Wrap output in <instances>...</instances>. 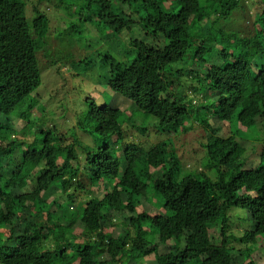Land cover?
<instances>
[{
    "label": "trees",
    "instance_id": "16d2710c",
    "mask_svg": "<svg viewBox=\"0 0 264 264\" xmlns=\"http://www.w3.org/2000/svg\"><path fill=\"white\" fill-rule=\"evenodd\" d=\"M42 1L69 16L62 30L37 5L29 13L27 0H0V264H258L264 0ZM51 37L67 48L48 63L39 52ZM89 42L90 56L75 59L69 45ZM62 61L68 72L94 69L80 117L64 102L74 90L66 79L37 91L46 63ZM96 84L117 104H100ZM54 113L74 121L52 122ZM196 124L204 135L190 140ZM130 125L159 140H128ZM83 179L101 183L103 197Z\"/></svg>",
    "mask_w": 264,
    "mask_h": 264
},
{
    "label": "rangeland",
    "instance_id": "374dc122",
    "mask_svg": "<svg viewBox=\"0 0 264 264\" xmlns=\"http://www.w3.org/2000/svg\"><path fill=\"white\" fill-rule=\"evenodd\" d=\"M247 1L252 2V0H247ZM253 1H254L253 6L255 7L257 1L256 0H253ZM53 3H56V1H54L52 3H49V2H46V1L39 2V0H27V7H28L27 9H28V12L29 13H32L33 6L34 5H37L41 10L45 11L49 15V17L51 18V20H52V30L54 31L57 27H60L61 30H62L64 28V26L67 23L70 22V20H68L69 19V16L66 14V12H64V11H62L60 9H57L55 6L51 5ZM211 3H212V1H211ZM249 4L250 3H245V5H249ZM235 17H240V18H242L243 23H246L247 25H252V22L247 17H245V14L244 13L236 14ZM72 18L73 19H76L74 21L80 20L78 16L72 17ZM93 31L96 32L95 28L93 29ZM51 39H52V42H51L52 45L49 46V49L51 51L47 48V49L41 50L39 52V56L41 58H43L45 60V62L48 61V63H49V59H50L48 57V55H51V53H52L54 55V57H57L59 52L63 55V53L61 52V50L67 48V46H65L64 44L63 45L61 44V42H60L61 40L60 39H57V41L59 43V47H58V45L56 43L55 38L54 37H51L50 38V41H51ZM88 45L89 46L86 45L87 46L86 47L84 45H80L79 43H76L75 45H72V44L69 45V48L72 51L73 56L76 55V58L75 59L78 60L83 55H84V57L90 56V54L95 49L90 44V42H89ZM73 56L71 55V57H73ZM78 61H77V63H78ZM45 62H43V63H45ZM65 62L66 61L59 62L58 65H55L54 66V68H60L63 71V74L61 75V78L60 79L56 75L57 73H55V69L52 68V67H50V66H47V63H46L45 69H44V73H43V85H41L38 88L37 91H39L41 94L42 93H45L46 94L48 90H50V89H52V88H54V87H56L58 85L61 86L62 84L60 83V81L61 80L64 81L66 79V84L69 87L74 86V90L72 91V89H70V90L68 89L64 93V95H63L65 97L64 102L75 113H79L78 114V117H80L81 116V113L80 112L85 107V103L82 100V97L84 96V92H85L84 90H91V85L86 82V78L88 79V82H89V80L91 78V74L93 73L94 69L89 70L87 72L88 75H84V74H81L79 72H77V73H73L72 71L71 72H68L67 68H70L69 66H70L71 63L68 64V63H65ZM71 68H72V66H71ZM95 73H96V70H95L94 74ZM74 76H75V78H74ZM81 80H82V82H84V80H85V83L81 84ZM194 84H196V82ZM95 89L96 90L92 91L93 97L96 100H98V102L100 104L105 103L106 100H107V102L109 104H112L113 106L115 104H117L115 102V99L113 98L114 97L113 94H111L112 97L109 98L108 96H106L102 92V91H105V89H103L102 86L96 84ZM109 91H110V89H109ZM47 98H49V97L46 96L45 99H47ZM45 101H48V100H45ZM117 101H118V103L121 102L120 99H117ZM80 102L84 105L83 109H80ZM50 104H52L51 105V108H55L56 107L55 103H52L51 102ZM82 104H81V106H82ZM58 112L60 113L62 111L61 110L60 111L58 110ZM53 117L54 118H53V121L52 122H63L62 124H64V123L71 124L74 121V118L73 117H70L69 119H64L63 118L64 120H61L62 119V115L55 114V113H54ZM9 121H10V123L12 125H15V127L17 129H21L23 127L24 123H25L24 120L14 119V118L11 119V120H9ZM186 125L190 129H194V127H195V126H191L189 124H186ZM196 125H198L197 131H190L189 132V135H190L189 136V139L190 140H192V137L193 138H196L198 135H204V131L201 130L200 124H196ZM130 126H126L128 128V130H127L128 140H130V141H135V142L141 143V142H146V141L147 142H155V141L159 140L157 138V136H153L152 135L153 137H151L150 134L143 135L142 133L135 131V129H132L133 127L132 126L130 127ZM66 127H68V125H66ZM258 131L259 130H256L253 133H257ZM225 132H226V134H228L230 132L227 127L225 128ZM151 133H154V131L152 130ZM258 135H260L261 137L264 138V132H263V130L260 131ZM258 135H255V136L258 137ZM15 136L17 138L22 139L21 138L22 137V134L21 133H16ZM91 138L89 136H84L85 146H87V147L88 146L89 147H94L97 144V140H94L93 137H91ZM218 139H219V137H218ZM183 141H184V138H183ZM214 146H215V148L218 146L217 141H216V143H214V142L211 143L210 142V148L211 147H214ZM241 151H242V149L239 150V152H241ZM17 154H19V155L21 154V150L20 149L17 150ZM83 157H84V155L81 154L80 158L83 159ZM197 162H199V160H197L196 163ZM83 163H84V159L82 160L81 164H83ZM190 166H192V165H190ZM97 175L99 176L100 174L98 173ZM78 179H80V177L77 178L76 180H78ZM83 180H84V183L82 185H83L84 188L92 187V189L96 192L97 196L103 197V195L105 193L104 192L105 191V188L103 189V188L100 187V184L101 183L100 184H94L93 182L89 181V179H83ZM106 185L109 186L108 182L106 183ZM60 191H61V189H58L57 192H60ZM71 191H74V188L73 187H72ZM78 194L80 196H83V195L86 196V193L84 191H78ZM86 197H88V196H86ZM55 199H57V196L54 193V195L51 197L50 201H54ZM72 226L71 227L73 228V231H75V233H78V234L81 233V231H82V228L81 227L82 226H81V224L79 222H77V224H74ZM71 227H70V229H71ZM109 229H110V231H113V230H111V227ZM244 230H245V225H243V223L239 219H236L234 221V223L232 224V226H231V231L234 232L237 235H241ZM119 231H120V229H117L114 233L118 234ZM235 243L238 244V246H243L244 245L241 242H235ZM49 244H53V242H50ZM254 254H255L256 262L258 264H264V256L262 255V253L259 254L258 252H255ZM144 261H147L148 264H150L151 261H153V258L151 256H147ZM144 263L146 264V262H144Z\"/></svg>",
    "mask_w": 264,
    "mask_h": 264
}]
</instances>
